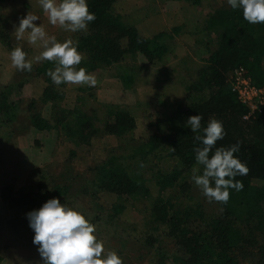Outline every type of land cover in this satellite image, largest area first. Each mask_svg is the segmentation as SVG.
<instances>
[{
    "label": "rangeland",
    "instance_id": "1",
    "mask_svg": "<svg viewBox=\"0 0 264 264\" xmlns=\"http://www.w3.org/2000/svg\"><path fill=\"white\" fill-rule=\"evenodd\" d=\"M225 5V0H202L199 5L178 0H116L114 11L126 26L135 27L146 38L161 33L170 35L174 37L176 47L160 65L149 64L141 56H128L117 66L98 72L88 70L97 79L96 86L91 87L72 84L56 86L47 75L49 70L40 74L36 72L46 60L34 63L31 72H22L13 67L10 53L14 48L21 47L28 59H33L42 51L38 45L27 42V33L23 40L17 41L15 38V28L29 12L40 18L34 23L37 26L42 24L46 32L56 36L59 42L69 38L76 42L79 32L65 31L51 25L39 0H9L2 12L9 22L7 33L10 44H4L0 38V98L7 93L9 86L21 81L26 83L21 95L10 96L11 100H20L16 121L4 123L5 116L0 115V123H3L0 126V209L8 201L7 194L16 196L21 190L35 189L40 184L46 189L66 184L71 188L61 203L78 210L94 223L95 235L104 242L106 251H116L123 264H156L154 248L158 246L168 254L174 252L175 243L168 238L162 237V243L154 242V246L147 244V241L152 236L158 237L155 224L150 222L152 201L159 195L156 184L158 172L171 170L177 162L166 157L164 152L160 153L158 159L151 156L143 167L140 161L126 159L154 132L152 126L159 121L167 122L179 103L187 101L188 87L197 79L203 67V44L199 41L205 42L204 20L210 11ZM177 11H180L179 15L175 13ZM78 67H82V64ZM49 69L54 70L55 67ZM123 71L133 76L130 88H125L119 78ZM48 86H53L62 95L58 107H51L52 104L45 106L40 100ZM31 104L34 106L32 109ZM116 106L129 111L136 126L134 131L122 137L102 134L108 112ZM65 109H76L92 118L99 133L91 139L90 145L75 144L62 127L50 133L31 128L29 117L32 112H40L50 119L51 113L61 115ZM113 156L126 157L120 163L123 162L126 168L141 176L151 194L135 204L132 200L126 202V210L114 221L115 224H107L112 206L120 200L104 192L95 193L92 181L94 168ZM195 174L200 175L197 169ZM192 176L193 170L183 182V187L166 192L164 196H171L176 204L183 207L202 209L204 220L198 218L193 227L208 232L205 222L221 216V203L209 202L195 185ZM100 216L103 219L98 222ZM6 218L10 221L12 215ZM34 236L35 232L28 224L23 223L17 234L5 223L0 231V264H44L39 246L33 243ZM263 249L264 236L257 237V244L237 250L239 264H264ZM166 264L175 263L167 259Z\"/></svg>",
    "mask_w": 264,
    "mask_h": 264
},
{
    "label": "trees",
    "instance_id": "2",
    "mask_svg": "<svg viewBox=\"0 0 264 264\" xmlns=\"http://www.w3.org/2000/svg\"><path fill=\"white\" fill-rule=\"evenodd\" d=\"M8 1L0 0V38L7 45L10 44L7 33L9 22L2 12ZM115 1L87 0L89 10L96 19L89 23L86 33L79 31L77 37L76 46L84 57L82 67L98 72L117 66L128 56H141L153 65L166 61L176 47L174 37L162 33L151 38L143 37L135 27L126 26L115 13ZM178 1L199 5L202 0ZM225 2V6L210 11L204 20L205 42L199 41L203 44V67L197 79L188 87L186 103L180 102L167 122L159 121L152 126L154 132L127 159L113 156L94 168V192L114 195L121 201L111 208L112 214L106 219V223L110 224L126 210V202L132 200L135 204L151 194L146 181L126 168L123 162L120 163L122 159L140 161L144 165L151 156L158 159L160 153L164 152L166 157L177 162L171 170L158 172L156 178L159 195L152 201L150 222L155 224L158 237L152 236L147 244H160L162 237L175 243V250L170 254L160 246L154 248L156 264H166L167 259L175 264H239L237 250L257 244V237L264 236V105L245 119L251 113L250 108L239 102L228 82L231 72L243 67L254 86L264 87V23L250 24L243 18L242 9H233L227 0ZM53 67H56V63L47 61L36 72L44 73ZM119 78L125 88L131 87L133 76L129 72L123 71ZM25 83L21 81L9 86L7 93L0 98V115L4 114V123L16 121L20 100H11L10 96L21 95ZM40 100L45 106L52 104L51 107H58L62 95L53 86H48ZM30 107L34 108L33 104ZM197 114L203 117L201 129L193 133L186 122L190 116ZM213 117L222 121L226 132L225 137L217 141L216 147H230L240 142V150L234 155L246 164L249 172L236 177V180L243 182V190L229 189L230 199L226 204L221 203V216L205 222L207 232L193 227L198 218L204 220L202 209L183 207L164 194L183 187L192 170L197 169L202 175L203 166L197 164L195 152V148L202 144L194 140V136H203V129ZM29 118L35 131L50 133L62 127L77 145H90L91 139L99 133L92 118L76 109H65L61 115L51 113L50 119L40 112H32ZM0 126H3L2 122ZM135 128L131 113L116 106L109 110L102 134L122 137ZM214 151L215 148L209 155ZM70 188L66 184H57L46 189L40 184L35 189L21 190L16 196L7 194L8 201L0 209V231L7 223L19 234L23 223L30 225L28 213L38 210L52 198L64 202ZM10 214L12 220L8 221L6 217ZM102 219L103 216L98 217V222Z\"/></svg>",
    "mask_w": 264,
    "mask_h": 264
},
{
    "label": "clouds",
    "instance_id": "3",
    "mask_svg": "<svg viewBox=\"0 0 264 264\" xmlns=\"http://www.w3.org/2000/svg\"><path fill=\"white\" fill-rule=\"evenodd\" d=\"M227 2L233 9H242L243 18L250 24L264 23V0ZM39 4L49 23L65 31L86 33L89 23L96 19L95 14L89 10L87 0H39ZM37 20L40 18L29 12L21 18L14 34L16 40L20 41L27 33V42L33 46L38 45L42 51L33 59H28L21 47L14 48L10 53L13 67L22 72H31L34 63L52 61L56 67L54 70L49 69L47 75L56 86H96L95 76L85 68L78 67L84 57L78 51L76 42L70 38L59 42L56 36L46 32L42 24L37 26L34 23ZM202 119L200 114L190 116L186 126L193 133H198ZM203 133V136H194V140L202 144L195 148V152L196 162L203 166V173L197 175L194 169L192 180L209 202L226 204L230 199L229 189L243 190V182L236 180V177L247 175L249 168L234 155L240 150V142L230 147H216L217 141L226 135L222 121L210 118ZM27 217L35 232L33 243L39 246L38 251L44 264H123L116 251H106L104 242L95 235L96 226L84 214L61 203L58 198L48 200L38 210L28 213Z\"/></svg>",
    "mask_w": 264,
    "mask_h": 264
},
{
    "label": "built area",
    "instance_id": "4",
    "mask_svg": "<svg viewBox=\"0 0 264 264\" xmlns=\"http://www.w3.org/2000/svg\"><path fill=\"white\" fill-rule=\"evenodd\" d=\"M228 82L239 102L250 108L251 113L245 119L259 111L264 105V87L254 86L245 68L240 67L231 72Z\"/></svg>",
    "mask_w": 264,
    "mask_h": 264
},
{
    "label": "crops",
    "instance_id": "5",
    "mask_svg": "<svg viewBox=\"0 0 264 264\" xmlns=\"http://www.w3.org/2000/svg\"><path fill=\"white\" fill-rule=\"evenodd\" d=\"M177 15H179L180 11L175 12Z\"/></svg>",
    "mask_w": 264,
    "mask_h": 264
}]
</instances>
